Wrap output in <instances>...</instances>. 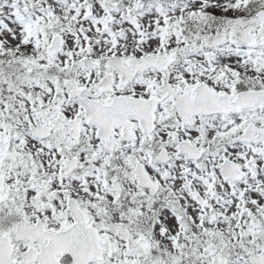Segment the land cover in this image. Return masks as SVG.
Wrapping results in <instances>:
<instances>
[{
    "label": "snow or ice",
    "instance_id": "6c2138e0",
    "mask_svg": "<svg viewBox=\"0 0 264 264\" xmlns=\"http://www.w3.org/2000/svg\"><path fill=\"white\" fill-rule=\"evenodd\" d=\"M0 264H264V0H0Z\"/></svg>",
    "mask_w": 264,
    "mask_h": 264
}]
</instances>
